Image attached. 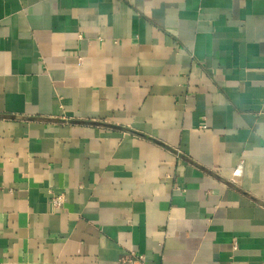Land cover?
I'll return each instance as SVG.
<instances>
[{"label":"crops","instance_id":"obj_1","mask_svg":"<svg viewBox=\"0 0 264 264\" xmlns=\"http://www.w3.org/2000/svg\"><path fill=\"white\" fill-rule=\"evenodd\" d=\"M130 252L264 264V0H0V264Z\"/></svg>","mask_w":264,"mask_h":264},{"label":"built area","instance_id":"obj_2","mask_svg":"<svg viewBox=\"0 0 264 264\" xmlns=\"http://www.w3.org/2000/svg\"><path fill=\"white\" fill-rule=\"evenodd\" d=\"M63 203V196L58 195L52 198V204L55 208L61 207ZM236 247V244L234 245ZM122 264H144L143 258L137 256L134 252H130L121 259Z\"/></svg>","mask_w":264,"mask_h":264}]
</instances>
